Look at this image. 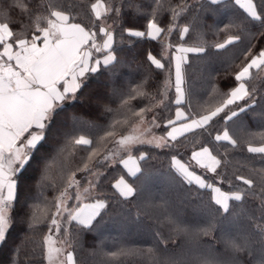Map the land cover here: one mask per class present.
I'll return each instance as SVG.
<instances>
[{
  "label": "snow or ice",
  "instance_id": "snow-or-ice-1",
  "mask_svg": "<svg viewBox=\"0 0 264 264\" xmlns=\"http://www.w3.org/2000/svg\"><path fill=\"white\" fill-rule=\"evenodd\" d=\"M86 3L87 0H66L65 3L59 0H15L10 8L20 13L15 21L17 26L14 28L7 17L0 21V244L6 242L13 227L12 212L18 201L20 177L41 146L48 142L50 126L59 115L58 110L66 101L78 98L77 93L87 86L90 74L102 69L112 71L121 62L114 44L117 35L122 42L127 33L129 37H146L160 42V58L148 52L147 61L155 69L166 72V76L155 91L148 90L147 76L127 91L113 87L107 102L99 105L104 114L112 115L103 134L91 138L77 134L75 130L63 133L62 144L54 154L45 158L41 180L55 189L57 185L51 174L59 164L63 185L52 201L46 200L43 207L37 205L29 217L28 227L33 232L41 226L47 228L40 244L43 261L45 264H78L75 249L80 233L73 226V221L76 226L90 229L101 210L108 206L104 199L84 202L98 185V177L102 175L98 171L100 167L118 162L129 176L139 178L138 174H142L139 161L147 159L148 154L140 152L139 156H134L133 150L139 151L138 145L157 149L175 147L171 142L177 141L178 137L198 131L201 134L208 132L209 125L219 117L223 130L218 131L213 139L218 143L224 142L221 147L225 151L213 154L209 147L202 146L191 153V161L211 173H217L222 166L226 168L231 164L228 146L231 149L239 147L240 141L235 136L239 133L247 146V153L258 157L261 166L255 167L250 160L240 163L233 173L238 183L229 181L233 190L223 191L172 156L171 166L184 182L211 190L212 201L218 206L215 214L204 225L189 224L166 214L164 222L170 233L166 239L146 250L120 249L107 255L112 264H120L127 257H140L141 264H246L245 255L249 258L247 264H264V131L250 132L235 122L256 104L255 95L259 89L250 87V83L253 80L264 82V44L255 52V44L247 48L243 54L244 61L234 73L235 85L228 91L221 92L218 85H213L212 93L221 97L218 102H206L198 105L196 110L189 102L186 112L182 106L189 93L185 88L183 66L189 63L188 54L201 56L208 52L209 47L219 51L234 45L241 40L239 31L245 30L243 22L230 21L219 29L225 34L222 42L209 46L201 42L203 33L199 30L205 25L199 16L190 22L180 23L194 7L188 0H179V3L152 0L150 12L144 11L135 0H94L87 3L91 20L84 24L78 22V17L79 10ZM207 3L219 5L221 0H207ZM234 3L264 29V0H259V4L256 0H234ZM129 10L134 15L146 17L145 30L125 25ZM161 20H165L166 27L160 26ZM174 32L178 33L181 41L176 45L167 40ZM192 32L196 33V43L186 46L185 37L192 38ZM259 36L264 37V31ZM173 86L175 99L171 101L169 90ZM90 99L99 103L102 98L95 96ZM116 100L119 101L118 107L113 108L111 104ZM134 101L142 106H137ZM241 101L245 102L242 106ZM170 103L177 106L175 118L166 121L165 135L155 136L152 129L160 127L157 123L159 113L155 109L167 108ZM149 113H152L150 119ZM119 129H126V134ZM78 151L86 155L80 157V163L74 169L66 170L67 162ZM242 167L247 168L251 176L236 174ZM78 172L83 173L81 179H77ZM81 180L87 186H82ZM113 187L125 198L136 195L133 184L123 176ZM248 198H258L259 205L245 213L247 223L242 231L222 238L223 251L215 248V240L208 245L200 244L201 237H213L217 232V216L230 214V201L244 202ZM73 199L76 203L70 206L68 201ZM173 234L183 237L189 245L187 255L170 253L167 240L172 239Z\"/></svg>",
  "mask_w": 264,
  "mask_h": 264
},
{
  "label": "trees",
  "instance_id": "trees-1",
  "mask_svg": "<svg viewBox=\"0 0 264 264\" xmlns=\"http://www.w3.org/2000/svg\"><path fill=\"white\" fill-rule=\"evenodd\" d=\"M14 2L15 0H0V21L7 17L13 22L15 28L17 26L15 21L19 19L20 13L17 9L10 8ZM59 2L65 3L66 0H59ZM91 2L94 0H87V3ZM135 2L140 4L144 11H151L152 0H135ZM188 2L194 7L181 19L180 23L190 22L193 17L199 16L200 21L205 25L199 30L203 33L201 42L209 46L216 42H222L225 34L220 33L219 29L232 20L242 21L245 30L239 31L241 40L230 45L227 49L217 51L209 47L208 52L201 56L193 53L188 54L189 63L184 65L185 88L189 93L183 105L186 112L189 102L193 105V110L206 102L211 104L218 102L221 97L212 93L213 85H218L221 92L228 91L235 85L234 73L238 71V66L244 61L243 54L247 48L255 44L256 48L253 49L255 52L261 44H264V37L259 36V33L264 29L260 28L258 21H251L244 10L235 5L234 0L223 1L219 5H210L207 0H188ZM256 2L259 4V0ZM87 3L79 10L78 22L84 24H89L91 20ZM172 3H179V0H172ZM201 5L204 7L201 8ZM167 16L168 14L165 13V17ZM108 22L111 23V19ZM146 23V17L134 15L132 10L128 11L125 20L126 26L136 30H145ZM160 26L166 27L165 20H161ZM250 33L254 35H250ZM190 35L192 38L185 37L186 46L196 43V33L192 32ZM167 40L173 45L181 43L176 32L167 37ZM115 47L118 48L121 62L112 71L102 69L98 73L90 74L87 86L77 93L78 98L68 100L63 104L62 108L58 110L59 115L50 126L48 142L41 146L39 152L32 158L30 166L20 177L18 201L12 212L13 227L6 242L0 244V264H45L40 244L43 235L47 233V228L41 226L33 232L29 229L28 224L32 210L37 205L43 207L46 200L52 201L63 185L59 164L51 174L57 185L55 189L41 180V170L45 158L54 154L56 148L62 144V134L75 130L77 134H84L91 138L102 135L103 130L111 122L112 115L104 114L99 105L107 102L113 87L127 91L147 76L149 77L148 90L155 91L163 82L166 72L155 69L154 65L147 61L148 52H152L153 55L160 58L161 44L159 41L149 40L146 37L143 39L129 37L125 33L122 42L119 35L116 36ZM251 86H256L259 89L255 95L256 104L236 118L235 122L247 131L262 132L264 131V82L253 80L250 83ZM95 96L102 98L99 103L96 99H90ZM169 98L171 101L175 99L174 86L169 90ZM133 103L142 106L140 102L134 101ZM239 103L242 106L245 102ZM118 104L119 101L116 100L111 106L116 108ZM176 107L174 103H170L167 108L155 109V112L159 113L157 123L160 125L159 128H153L156 135L166 134V121L175 118ZM151 115L152 113H149V119ZM223 126V122L217 117L209 125L208 132L188 133L178 138L177 141L171 142L175 144V147L172 148L157 149L150 145H138L139 151L134 149V156H139L140 152L148 154L147 159L139 161L142 169V174H138L139 178L129 176L122 164L118 162L100 167L98 171L102 175L98 177V185L84 202L94 203L95 199H104L108 206L101 210L100 216L93 221L90 229L76 226L73 221V226L80 233L75 249L78 264H112L107 255L110 252L120 249L146 250L155 246L170 234L169 228L164 222L166 214L189 224L204 225L209 217L215 214L218 207L212 201V192L210 189L200 188L194 183L189 185L184 182L171 166L172 156H176L181 162L188 164L190 170L201 175L208 183H214L221 187L223 191L233 190L230 189L229 181H232L233 184L238 183L235 181L233 173L240 163L250 160L255 167L261 166L258 157L247 153V146L239 133L235 134L240 141L239 147L231 149L228 146V159L231 164L226 168L222 166L217 169V173H211L191 161V153L198 151L202 146L209 147L213 154L225 151V148L221 147V143L224 142L218 143L213 139L218 131L223 130ZM119 131L126 134L127 130L119 129ZM83 155L86 153L78 151L76 156L67 162L66 170L74 169L80 163V157ZM236 174L251 176L248 169L243 167ZM82 175L83 173L78 172L77 179H81ZM121 176L133 184L136 189L134 197L124 198L113 187ZM81 184L87 186L83 180H81ZM75 203L76 201L73 199L69 205L72 206ZM230 205V214L217 216V232L213 237H201V245H208L215 240V248L223 251L222 238L227 235H235L245 228L247 223L245 213L256 209L259 199L248 198L244 202L231 201ZM181 245L183 247H180ZM167 246L170 253L173 254L187 255L189 252V245L184 238L174 234L172 239L167 240ZM248 259L245 255L246 264ZM120 264H141V258H123Z\"/></svg>",
  "mask_w": 264,
  "mask_h": 264
},
{
  "label": "crops",
  "instance_id": "crops-1",
  "mask_svg": "<svg viewBox=\"0 0 264 264\" xmlns=\"http://www.w3.org/2000/svg\"><path fill=\"white\" fill-rule=\"evenodd\" d=\"M223 1H227V0H221V2H223ZM190 54V53H189ZM183 68H184V66H183ZM67 102V101H66ZM65 102V103H66ZM64 103V104H65ZM183 107V106H182ZM184 108V107H183ZM185 110V109H184ZM155 136H160V135H156V134H154ZM151 138V137H150ZM178 138H180V137H178ZM183 163V162H182ZM140 164V163H139ZM123 166V165H122ZM125 169V168H124ZM125 171L127 172V170L125 169ZM197 174V173H196ZM198 175V174H197ZM126 180V179H125ZM127 181V180H126ZM195 184V183H194ZM123 197V196H122ZM125 198V197H124ZM231 202V201H230Z\"/></svg>",
  "mask_w": 264,
  "mask_h": 264
},
{
  "label": "rangeland",
  "instance_id": "rangeland-1",
  "mask_svg": "<svg viewBox=\"0 0 264 264\" xmlns=\"http://www.w3.org/2000/svg\"><path fill=\"white\" fill-rule=\"evenodd\" d=\"M152 131H153L152 134H155L153 129H152ZM149 138H150V136H149ZM71 201H72V200L68 201V203H70Z\"/></svg>",
  "mask_w": 264,
  "mask_h": 264
},
{
  "label": "water",
  "instance_id": "water-1",
  "mask_svg": "<svg viewBox=\"0 0 264 264\" xmlns=\"http://www.w3.org/2000/svg\"><path fill=\"white\" fill-rule=\"evenodd\" d=\"M116 44H114V47H115Z\"/></svg>",
  "mask_w": 264,
  "mask_h": 264
}]
</instances>
